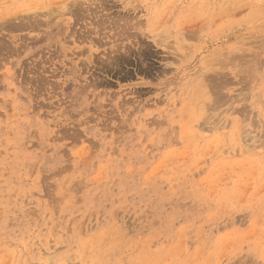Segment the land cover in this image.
Returning <instances> with one entry per match:
<instances>
[{"label": "rangeland", "instance_id": "374dc122", "mask_svg": "<svg viewBox=\"0 0 264 264\" xmlns=\"http://www.w3.org/2000/svg\"><path fill=\"white\" fill-rule=\"evenodd\" d=\"M0 264H264V0H0Z\"/></svg>", "mask_w": 264, "mask_h": 264}, {"label": "bare ground", "instance_id": "6f19581e", "mask_svg": "<svg viewBox=\"0 0 264 264\" xmlns=\"http://www.w3.org/2000/svg\"><path fill=\"white\" fill-rule=\"evenodd\" d=\"M97 23V22H96ZM116 68V67H115ZM118 68V67H117ZM213 78V77H212ZM215 86V85H214ZM253 119V118H252ZM252 122V121H251ZM250 126V125H249Z\"/></svg>", "mask_w": 264, "mask_h": 264}]
</instances>
